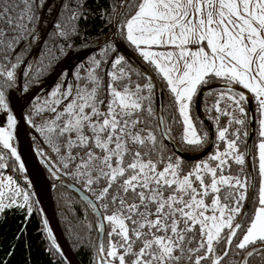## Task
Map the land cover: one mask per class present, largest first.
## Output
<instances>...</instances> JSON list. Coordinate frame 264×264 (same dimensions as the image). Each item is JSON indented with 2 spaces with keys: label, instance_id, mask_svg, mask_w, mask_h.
Returning a JSON list of instances; mask_svg holds the SVG:
<instances>
[{
  "label": "snow or ice",
  "instance_id": "obj_1",
  "mask_svg": "<svg viewBox=\"0 0 264 264\" xmlns=\"http://www.w3.org/2000/svg\"><path fill=\"white\" fill-rule=\"evenodd\" d=\"M97 18L102 39L89 33ZM41 76L55 80L43 97L30 93ZM201 96L211 126L198 131L191 111ZM253 110L255 187L240 174ZM181 123V145L213 148L187 168L165 143ZM29 133L48 175L85 193L97 237L75 244L90 264H264V0H0V219L15 210L25 225L3 264L39 212L17 145ZM230 161L235 175L225 174ZM40 234L43 251L69 264L47 220Z\"/></svg>",
  "mask_w": 264,
  "mask_h": 264
},
{
  "label": "trees",
  "instance_id": "obj_2",
  "mask_svg": "<svg viewBox=\"0 0 264 264\" xmlns=\"http://www.w3.org/2000/svg\"><path fill=\"white\" fill-rule=\"evenodd\" d=\"M51 2V0H50ZM99 2L101 6H104L105 0H88V4L93 8L96 3ZM110 3H116L117 0H108ZM47 5L45 6L46 13ZM55 15V11H53V16ZM47 19L46 14L42 16V20ZM102 21L98 18L89 21L90 28L89 33L92 37L100 36L103 38V33H100L98 29L100 28ZM51 25H49L50 27ZM41 36L44 35L46 29L42 26ZM107 30L105 29V32ZM76 43L79 44V38H77ZM40 44L39 42L33 45L31 52L25 58V64L28 63L29 60H33L35 57L39 55ZM91 51V49H90ZM38 65H33V71ZM72 67V56L68 58L67 62L64 65V68ZM33 72H30L29 75H32ZM50 77L41 76L40 79L45 81ZM24 77L21 74V86L23 85ZM55 83V80L51 82L49 85L41 89L36 95L43 97L46 90H50V88ZM39 84L33 83L30 89L32 92ZM211 98H209L210 100ZM157 100H160V97L157 96ZM203 101L204 97L201 96V105L200 107H193L191 111V116L194 121L195 126L198 131L209 130L211 126V121L207 120V114L203 110ZM166 103V99L164 101ZM253 120L248 122L250 127L248 128L249 136L245 138L243 135L241 136V144L240 149L243 151L245 148L248 149V154L246 156V163L244 165V171L240 173L243 175L244 173H251L253 178V185L258 186V156L256 153L258 149L256 148V144L258 142V125L256 123V113L252 111ZM166 119L169 123H171V111L166 110L165 112ZM178 117V114H177ZM199 118V119H197ZM226 122V117H222L220 124L223 126ZM182 132V123L181 124H172V132L171 135L174 137L172 141H165L170 147L174 146L176 154L180 155L185 162V168L189 167L196 160L205 159L209 152L213 151V148L209 146L203 151H197L190 149L186 146H183L179 143V137ZM31 137L33 133H30ZM39 135V134H35ZM212 137L214 138V129L212 130ZM222 150V145H221ZM255 157V161L253 159ZM231 167H226V173L229 172L233 175L237 174L240 169V166L231 162ZM255 167V170L253 168ZM12 173V172H11ZM16 178H19V173L17 172ZM48 178L53 181V178L48 175ZM71 182L73 180L70 177H65ZM74 183V182H73ZM75 184V183H74ZM77 185V184H75ZM80 189H82L79 185H77ZM52 196L54 201V206L56 209V213L62 227V230L69 241L70 245L80 258L83 264H90L89 253L87 249H81L76 247L75 241L78 236L85 237L88 239L91 237L92 240H95L97 237V231L95 229V221L96 217L90 209H87V206L83 200H81L77 195L72 193L71 191L65 189L61 185H56L52 190ZM245 207H248L245 204ZM37 208V207H36ZM91 223V229L87 228L86 225ZM25 225L23 223L22 216L15 210H10L6 213V217L0 219V264H3L6 259V253L10 250V245L14 242V234L17 233L21 228H24ZM42 228L41 219L39 213H33V216L27 223V231L25 236L22 238L20 242L16 244V251L8 260V264H25V260L28 257L29 253L31 255L32 264H64L63 260H61L58 256H51L46 254L43 251V247L46 246L42 244V234H40V230ZM105 242L107 241V226L105 227L104 233ZM30 245V248L27 247ZM251 264H256V261H252Z\"/></svg>",
  "mask_w": 264,
  "mask_h": 264
},
{
  "label": "water",
  "instance_id": "obj_3",
  "mask_svg": "<svg viewBox=\"0 0 264 264\" xmlns=\"http://www.w3.org/2000/svg\"><path fill=\"white\" fill-rule=\"evenodd\" d=\"M125 51H127V49H125ZM68 58L62 61V67H64ZM53 81L54 79L52 77L46 79L44 81L43 87H41V85H38L32 92H34L36 95L41 89H43ZM20 84H21V76H20ZM211 136H212V131H211ZM17 145H18V150L22 151L24 155L27 157L26 171H29L32 174L30 176V179L35 178V187L32 189V191L38 193V195L34 197V201L37 202L36 207L39 209L38 213L41 219V223L42 220L48 221V226L52 229L53 236L57 239V243L61 245V251L65 254L64 259H66L69 262V264H83L80 258L78 257V255L76 254V252L74 251V249L72 248V246L70 245L69 241L67 240L62 230L54 206L52 190L56 185H61L65 189L77 195L79 198L81 197V195H84L85 193L83 192L82 189H80L77 185H75L73 182H71L64 176H61L59 180L53 179V181H51L48 178L47 171L43 169L41 165H39V157H36L34 154L35 149L34 147H32L33 140L30 133L24 139L22 144L20 141H17Z\"/></svg>",
  "mask_w": 264,
  "mask_h": 264
},
{
  "label": "rangeland",
  "instance_id": "obj_4",
  "mask_svg": "<svg viewBox=\"0 0 264 264\" xmlns=\"http://www.w3.org/2000/svg\"><path fill=\"white\" fill-rule=\"evenodd\" d=\"M5 175H12V173L10 171H5Z\"/></svg>",
  "mask_w": 264,
  "mask_h": 264
},
{
  "label": "built area",
  "instance_id": "obj_5",
  "mask_svg": "<svg viewBox=\"0 0 264 264\" xmlns=\"http://www.w3.org/2000/svg\"><path fill=\"white\" fill-rule=\"evenodd\" d=\"M6 171H8V170H6Z\"/></svg>",
  "mask_w": 264,
  "mask_h": 264
}]
</instances>
